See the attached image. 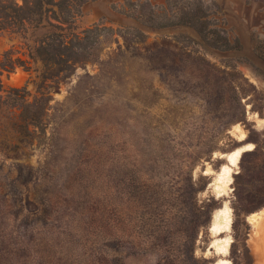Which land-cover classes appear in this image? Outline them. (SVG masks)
<instances>
[{
  "label": "rangeland",
  "instance_id": "1",
  "mask_svg": "<svg viewBox=\"0 0 264 264\" xmlns=\"http://www.w3.org/2000/svg\"><path fill=\"white\" fill-rule=\"evenodd\" d=\"M263 42L264 0H0V264H264Z\"/></svg>",
  "mask_w": 264,
  "mask_h": 264
},
{
  "label": "bare ground",
  "instance_id": "2",
  "mask_svg": "<svg viewBox=\"0 0 264 264\" xmlns=\"http://www.w3.org/2000/svg\"><path fill=\"white\" fill-rule=\"evenodd\" d=\"M252 149L251 145H247L237 151H234L228 154L227 161L229 166H224L216 177L215 182L212 184L219 196H224L226 194L227 186L230 183V176L233 172V169L238 165L239 159L242 154L246 151ZM230 210L226 206L224 209L217 211V223L214 225L213 231L216 233H225L231 226V218L229 216ZM231 244L230 239H222L214 241L212 249L217 251L219 254H225L228 251V248ZM217 264H229L227 261L222 260Z\"/></svg>",
  "mask_w": 264,
  "mask_h": 264
},
{
  "label": "crops",
  "instance_id": "3",
  "mask_svg": "<svg viewBox=\"0 0 264 264\" xmlns=\"http://www.w3.org/2000/svg\"><path fill=\"white\" fill-rule=\"evenodd\" d=\"M261 221H262L261 223L258 222V223H260V225L258 227H259V229H263V231H264V219H262Z\"/></svg>",
  "mask_w": 264,
  "mask_h": 264
},
{
  "label": "trees",
  "instance_id": "4",
  "mask_svg": "<svg viewBox=\"0 0 264 264\" xmlns=\"http://www.w3.org/2000/svg\"><path fill=\"white\" fill-rule=\"evenodd\" d=\"M192 22V23H191ZM193 22H195V21H190V24H193ZM264 47V42L263 43H261L260 44V47H257V50H259V48H263ZM263 54V56H264V53H262ZM241 174V173H240ZM221 209V208H220ZM219 210V209H218Z\"/></svg>",
  "mask_w": 264,
  "mask_h": 264
},
{
  "label": "water",
  "instance_id": "5",
  "mask_svg": "<svg viewBox=\"0 0 264 264\" xmlns=\"http://www.w3.org/2000/svg\"><path fill=\"white\" fill-rule=\"evenodd\" d=\"M210 248V247H209Z\"/></svg>",
  "mask_w": 264,
  "mask_h": 264
}]
</instances>
